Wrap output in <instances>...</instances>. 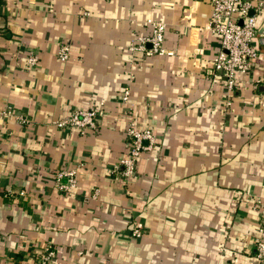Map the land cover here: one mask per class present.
Wrapping results in <instances>:
<instances>
[{"label": "crops", "instance_id": "obj_1", "mask_svg": "<svg viewBox=\"0 0 264 264\" xmlns=\"http://www.w3.org/2000/svg\"><path fill=\"white\" fill-rule=\"evenodd\" d=\"M213 2L0 0V110L11 104L28 117L0 116V264H38L46 244L56 248L50 264H256L264 1L260 56L238 73L230 104L214 71ZM148 18L167 23L169 52L131 49L150 32ZM101 101L96 128L54 122ZM131 119L151 127L157 144L124 177L114 167L128 152ZM77 165V185L61 191L55 172ZM137 220L144 233L132 237Z\"/></svg>", "mask_w": 264, "mask_h": 264}, {"label": "built area", "instance_id": "obj_2", "mask_svg": "<svg viewBox=\"0 0 264 264\" xmlns=\"http://www.w3.org/2000/svg\"><path fill=\"white\" fill-rule=\"evenodd\" d=\"M264 0H214L208 27L220 34L221 46L214 57V71L224 78L227 103H231L239 72H248L253 68L254 61L260 56L255 37L258 31V15L263 8ZM151 25L149 33L140 35L131 49L141 50L146 55L169 52L164 46V39L168 25L165 21L148 18ZM59 58L63 61L71 57V43L63 41L58 49ZM28 64L36 65L39 62L38 53L31 51ZM264 82V77L262 78ZM131 89L125 87L123 101L130 98ZM104 107V101L88 107L72 110L69 115L54 122L60 127H75L81 130L96 128L98 116ZM0 116H13L17 122L28 121L27 115L18 112L11 104L0 110ZM129 140L128 152L115 164L114 169L120 170L124 177L132 176L137 167L139 156L143 151L153 149L157 144V137L151 127H140L135 119H131L126 127ZM78 167L60 168L55 172L57 187L64 192L72 190L78 181ZM98 189L95 191L97 195ZM144 233V223L137 220L131 229L132 237H141ZM256 264H264V210L261 216V227L256 238ZM56 254V248L50 244L44 245L38 251V264H50ZM101 264V263H95Z\"/></svg>", "mask_w": 264, "mask_h": 264}]
</instances>
